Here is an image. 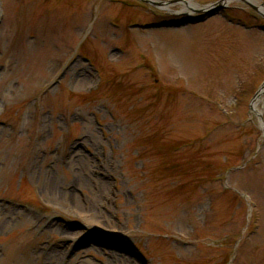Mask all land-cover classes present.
<instances>
[{
    "label": "rangeland",
    "instance_id": "374dc122",
    "mask_svg": "<svg viewBox=\"0 0 264 264\" xmlns=\"http://www.w3.org/2000/svg\"><path fill=\"white\" fill-rule=\"evenodd\" d=\"M186 1L1 0L0 264H264V12Z\"/></svg>",
    "mask_w": 264,
    "mask_h": 264
},
{
    "label": "water",
    "instance_id": "95a60500",
    "mask_svg": "<svg viewBox=\"0 0 264 264\" xmlns=\"http://www.w3.org/2000/svg\"><path fill=\"white\" fill-rule=\"evenodd\" d=\"M144 1L150 2L155 6H161V5H167V4L175 3V2L180 1V0H169V1H161V2L160 1H154V0H144ZM223 1L224 0H218V1L214 2L213 5L216 8H220L222 6ZM184 2H186V1L184 0Z\"/></svg>",
    "mask_w": 264,
    "mask_h": 264
},
{
    "label": "bare ground",
    "instance_id": "6f19581e",
    "mask_svg": "<svg viewBox=\"0 0 264 264\" xmlns=\"http://www.w3.org/2000/svg\"><path fill=\"white\" fill-rule=\"evenodd\" d=\"M252 1L255 2L259 6L258 9L260 11H263L264 12V6H261L257 0H252ZM187 4H188V6L189 5H195L193 2H188ZM257 101H258V98L254 99V104H253V107L254 108L257 106Z\"/></svg>",
    "mask_w": 264,
    "mask_h": 264
}]
</instances>
